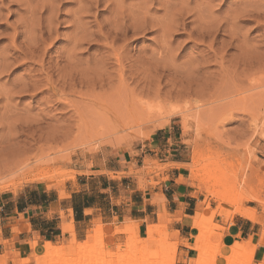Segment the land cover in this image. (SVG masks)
Segmentation results:
<instances>
[{"label": "rangeland", "instance_id": "1", "mask_svg": "<svg viewBox=\"0 0 264 264\" xmlns=\"http://www.w3.org/2000/svg\"><path fill=\"white\" fill-rule=\"evenodd\" d=\"M42 60L49 65L44 75ZM0 61V204L35 189L59 200L73 192L85 194L82 186L100 174L119 185L122 200L129 201L135 190L167 184L179 170L180 182L202 212L209 205L207 218L219 207L210 189L191 182L187 169L168 163L189 166L200 135L210 140L204 151L217 150L224 158L238 190L260 198L243 201L241 208L263 225L264 0H0ZM61 80L64 95L53 96L43 87L51 81L58 88ZM24 83L26 91L20 87ZM56 161H64L61 169L52 165ZM43 164L51 165L53 181L38 178L39 170L29 173ZM64 207L50 216L60 222L62 236L53 245L63 248L59 258L67 264L87 252L93 256L99 247L92 244L94 234L102 226L94 223L89 238L80 242L75 233L62 231L70 225L74 231L72 212ZM221 207L208 230L219 236L202 250L208 259L220 254L222 233L240 217ZM158 217L147 228L156 227L151 241L162 249L147 262L161 258L159 264H170L166 251L178 244L171 263L196 264L199 254L190 247L197 231L185 243L173 239L175 233L168 246L163 233H172L166 222L158 224ZM123 229L135 237L123 235L111 246L103 230L105 261L142 250L133 226ZM184 244L188 254L182 258L178 251ZM229 255L230 249L224 264ZM244 256L241 261L254 264L253 255Z\"/></svg>", "mask_w": 264, "mask_h": 264}, {"label": "crops", "instance_id": "2", "mask_svg": "<svg viewBox=\"0 0 264 264\" xmlns=\"http://www.w3.org/2000/svg\"><path fill=\"white\" fill-rule=\"evenodd\" d=\"M168 163L179 164L178 161ZM181 177L180 171L174 170L168 176L170 179L167 184L143 192L135 190L129 201L122 200L119 185H114L102 174L90 177V182L82 186L81 191L85 194L73 192L64 200L51 199L52 194L36 189L7 199L0 204V264H22L26 259L40 256L45 242L55 244L62 234L58 217L50 216V213L58 212L57 207L62 204L65 210L72 212L75 238L80 242L89 238L94 223L104 227L108 235L104 237V242L110 246L125 238L123 235H112V232L126 224L132 225L137 236L143 238L147 226L159 216L158 224L166 222L170 232L177 233L173 239L185 243L194 236L188 224L189 219L201 207L200 203L196 205L190 188L180 182ZM156 198L159 201L154 203ZM178 212L181 213L179 218ZM261 216L262 226L240 217L232 219V226L222 233L217 264H224V258L237 240L239 244H245L246 250L256 247L252 257L254 264L264 262V236L261 235L264 214ZM33 243L35 246H32ZM185 247L186 244L178 251L182 258L188 254ZM29 264L35 263L31 261Z\"/></svg>", "mask_w": 264, "mask_h": 264}, {"label": "bare ground", "instance_id": "3", "mask_svg": "<svg viewBox=\"0 0 264 264\" xmlns=\"http://www.w3.org/2000/svg\"><path fill=\"white\" fill-rule=\"evenodd\" d=\"M83 6H87V5L83 4ZM88 8L90 9V6H88ZM88 8H87V10H88ZM78 20H80V19H78ZM77 24H78V22H77ZM80 24H81V22H80ZM80 24H78V25H80ZM75 27H77V26H75ZM77 29H75V30H77ZM79 31H76V32H79ZM74 35H75V33H74ZM89 36H90V34H89ZM91 38H93V37H91ZM38 39H40V38H38ZM78 44L80 45L79 40H78ZM36 45L38 46V44H35V46ZM74 45H77V43L74 44ZM76 47H78V46H76ZM28 48L29 47H27V49ZM38 51L39 50L37 49V52ZM23 52H25V51H23ZM17 53L20 54L19 52H17ZM17 53L15 55L13 54L11 56V58L13 60L18 58V56H17L18 54ZM73 58H75V57H73ZM38 63H40V62H38ZM2 66L3 65H1V67ZM6 66L7 65H5L3 67L5 68ZM48 66L46 65V67H48ZM46 67H45L44 61L42 63H40L39 72L41 73V75H44V70L46 69ZM46 72H48V71H46ZM45 76H47V74H45ZM48 77H46L45 79L47 80ZM49 80H50V78H49ZM49 82L51 83V81H49ZM49 82H46L43 85V87H46L45 90L48 93H51L53 96L64 95V94H62V92L64 91V90H62L63 89V81L61 82L60 86H58V88H55V87L51 86ZM93 84H92V86H93ZM35 85L36 84H33L32 86H35ZM20 87H21L22 90L25 89V91H26L27 84L24 83V84L20 85ZM34 90L36 91L37 88L36 89L34 88L33 91ZM209 141L210 140H207V138H202L200 135H198V137L196 136V139L194 141V147H193V150H192L191 164L189 166H186V167L182 166V165L179 166L178 164L173 165V167H176V168L178 167L179 169H187L188 172H189V180L191 182L199 183V184H202V185L206 186L207 188H209L210 189V193H209L210 197L213 200L219 202V207L212 214H210V215L208 214L209 216H207V218L204 216V213H205L206 210L209 209V205H205V207L203 209L204 210L203 212H202V209L199 208L196 211L195 215L191 219H189L190 220L188 222L189 227L192 228L193 230L197 231V234L194 237L196 242L194 243L193 247H190L191 250L196 251L199 254V255L197 254L198 258L196 259V264H215V260L217 258H220V254H217L212 259L205 258L204 254H202V250H203L204 247L209 250L211 245L214 243V238L219 236V234L210 233L209 229L210 228L213 229V227H212V226H214L213 225V219H214V216L216 214L220 213V209L222 208L221 204H225L227 207L232 209V212L230 214L231 217L234 216V215H239L240 217H242V218H244L246 220H249L252 223H258V219L255 217V215L253 213L241 208V205H242L243 201H246L248 199H251V200H253L255 202H260V198L257 197V196H252V194H250V191L238 190V187H239L238 183L239 182L237 181V178L232 175L231 169L229 167H227V164L223 160L224 158L217 152V150L216 151L215 150H206V151L203 150V147L210 143ZM20 155L21 154H18L17 156L19 157ZM57 164L60 166L59 169H61V166L64 165V161H60V162L56 161L52 165H57ZM170 165H172V164H170ZM50 167H51L50 164H43V165H40V166L38 165V166H35V167L31 168L29 170V173H31V172H33L35 170H39L38 175H36L38 178H40L42 180L53 181L54 174L51 172V168ZM58 174H59L60 178H65V176H66V174L62 173V172H60ZM243 188L245 189V187H242V189ZM103 230H104L103 227H98L96 232L94 231L95 234H94V240H93L92 244L93 245H99V247H98L99 249L96 248V250L94 252H91L93 254V256L90 255V254H89L90 256H88V252H87L86 253L87 255L84 254L85 256L83 255V257L79 255V256H77L76 259H73L70 263H67V264H133V262H135L134 260H136V259H139V263L138 264H159V262L161 261V258H160V259H157L156 261H154V263H150V261L147 262L148 256L154 250H156L159 247L158 245L160 244V243L159 244H157V243L153 244L152 241H151L152 238H154L153 236L156 234V227H151V226L148 227L146 232H145L146 237L143 238V239H139L137 237V235H136V237L138 238V240L136 241V244H139L140 246L141 245L143 246V247L142 246L140 247L142 249L141 251H139V252H136V251L135 252H129V253H126L124 255H122L121 253H117V255L115 256V259H113L111 261H109V260L105 261L104 258L102 257V256H104V254L108 250V248H106V247L101 245L102 237H103ZM165 230H166V228H165ZM62 231H63L64 234H69L70 236H74V231H73L72 225L63 226L62 227ZM112 234L113 235H124V236H126L128 238L135 237V234L132 236V234H130L129 231L124 230V229L123 230L115 229V230H113ZM163 235H164V238H163L164 242H168L169 237L170 236H174L175 233H173L171 235H168L167 233H163ZM263 236H264V232L262 233V237ZM157 239H158V237H157ZM164 245L162 244L161 247L164 246ZM167 245L169 246V242L167 243ZM177 245L173 244L171 246V248L166 251V253H167L166 255L168 256L169 259H171V261L169 260L170 264H172L171 262H173V260H174V257H175V254H176ZM255 245H257V244H255ZM42 249H43V251H42L43 255L41 257L33 256L31 261L40 262V261H45V260L51 259L52 257H56L57 258L56 262L52 263V264H66L67 260L64 257L59 258L60 257L59 254H61L60 252L63 250L62 247H56L50 242H45V244H43ZM158 249H162V248H158ZM255 249H256V247L252 246V247H250L249 250L243 251V245H240L239 241L237 240L230 247V255L225 259L226 264H248L246 262V260L241 261L242 257H243V254L246 255V256H244L245 258L248 257V259H249L254 254ZM81 252L82 251H81V248H80V251L77 254H79ZM116 252H117V250H116ZM118 259H120V260H118Z\"/></svg>", "mask_w": 264, "mask_h": 264}]
</instances>
